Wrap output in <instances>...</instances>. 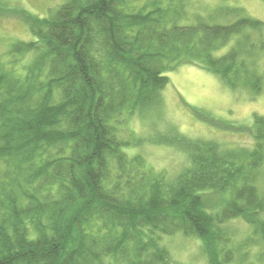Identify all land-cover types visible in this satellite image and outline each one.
Instances as JSON below:
<instances>
[{"label":"trees","instance_id":"obj_1","mask_svg":"<svg viewBox=\"0 0 264 264\" xmlns=\"http://www.w3.org/2000/svg\"><path fill=\"white\" fill-rule=\"evenodd\" d=\"M193 3L65 0L39 16L0 0L31 34L0 53V264H183L164 243L176 235L208 264H264V115L236 128L249 146L158 140L187 156L174 175L133 152L154 142L133 120L161 109L182 64L264 91V21ZM238 218L252 233L234 243Z\"/></svg>","mask_w":264,"mask_h":264},{"label":"rangeland","instance_id":"obj_2","mask_svg":"<svg viewBox=\"0 0 264 264\" xmlns=\"http://www.w3.org/2000/svg\"><path fill=\"white\" fill-rule=\"evenodd\" d=\"M12 1L34 14L46 16L65 0ZM193 2V10L198 12L219 6H228V9L240 7L246 15L264 21V0ZM30 38V30L22 20L15 17L0 18V53L8 48L10 42ZM262 67L264 68V58ZM166 74L170 82L163 91L161 109L145 119L136 117L132 122L134 133L143 139H154V142L147 141L142 147L133 148V152L143 155L156 170L174 175L186 165L187 156L173 145L155 143L162 138H173L180 133L191 139H213L229 148L253 144L250 129L247 132L236 128L252 126L255 113L264 115V91L253 97L246 91L234 90L218 75L193 64H182ZM262 191L264 192V185ZM229 226L234 232V243L242 242L243 238L252 233L250 225L241 218L233 220ZM164 243L183 264H208L197 239L176 235L164 238ZM235 246V254L239 256L241 252L238 244Z\"/></svg>","mask_w":264,"mask_h":264}]
</instances>
